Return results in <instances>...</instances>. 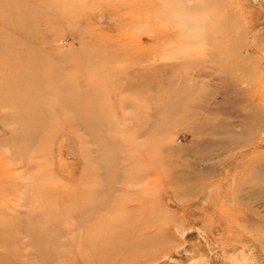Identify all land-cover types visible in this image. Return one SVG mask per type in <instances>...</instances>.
<instances>
[{
  "label": "rangeland",
  "instance_id": "rangeland-1",
  "mask_svg": "<svg viewBox=\"0 0 264 264\" xmlns=\"http://www.w3.org/2000/svg\"><path fill=\"white\" fill-rule=\"evenodd\" d=\"M0 258L264 264V0H0Z\"/></svg>",
  "mask_w": 264,
  "mask_h": 264
},
{
  "label": "clouds",
  "instance_id": "clouds-1",
  "mask_svg": "<svg viewBox=\"0 0 264 264\" xmlns=\"http://www.w3.org/2000/svg\"><path fill=\"white\" fill-rule=\"evenodd\" d=\"M175 19H176V21H177L178 26H179L180 24H182L183 21H184L183 16L180 15L179 13H177V14L175 15Z\"/></svg>",
  "mask_w": 264,
  "mask_h": 264
},
{
  "label": "bare ground",
  "instance_id": "bare-ground-1",
  "mask_svg": "<svg viewBox=\"0 0 264 264\" xmlns=\"http://www.w3.org/2000/svg\"><path fill=\"white\" fill-rule=\"evenodd\" d=\"M99 18H100V20L103 19V17H101V16H99ZM106 23L108 24V22H106ZM15 249H16V248H15ZM11 260H12V262H14V263H18V262L20 261V258L16 256V258L13 257V258H11ZM0 262H2V259H1V258H0Z\"/></svg>",
  "mask_w": 264,
  "mask_h": 264
}]
</instances>
